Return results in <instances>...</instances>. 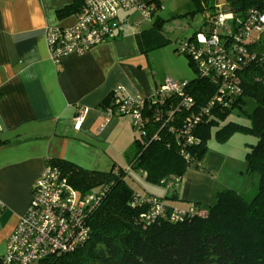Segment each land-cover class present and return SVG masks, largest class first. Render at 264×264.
I'll return each instance as SVG.
<instances>
[{
	"label": "trees",
	"instance_id": "trees-1",
	"mask_svg": "<svg viewBox=\"0 0 264 264\" xmlns=\"http://www.w3.org/2000/svg\"><path fill=\"white\" fill-rule=\"evenodd\" d=\"M147 1L155 6L153 14L162 7V0ZM193 1L197 11L208 14L205 22L211 28L220 11L219 4L223 3ZM224 2L229 4L226 10L235 16H244L252 7L264 10V0ZM81 6L77 7L78 11ZM246 46L248 54L240 56L237 69L242 91L224 96L221 101L215 98L217 84L200 75L190 56L185 54L197 73L191 80H185L194 104L179 107L180 99L175 94L156 97L154 93L144 97V126L134 128L136 136L129 152L132 153L131 168L143 171L147 180L166 186L172 176L183 180L189 167L205 169L202 159L213 134L221 142L237 132L252 134L256 142L250 144L246 160L247 171L260 176L257 195L248 200L237 190L227 188L216 194L213 204L204 206L208 209L207 216L173 221L170 214L175 207L169 206L162 196L135 190L126 179V168H115V163L109 171L92 170L65 159L51 158L48 161L67 175L80 194H102V200L90 217L88 240L38 264H264V32ZM115 96V91L111 92L102 101V108L110 105ZM118 96L126 95L119 93ZM249 100L255 106L248 113V124L227 121L233 109L245 110ZM211 101L214 103L208 111L201 113ZM172 110L174 115L167 121V114ZM192 114H201V119L187 129L186 119ZM188 137L195 141L188 142ZM179 184L169 188L174 191L173 199ZM138 196L163 200L165 213L147 222L149 204L135 203Z\"/></svg>",
	"mask_w": 264,
	"mask_h": 264
},
{
	"label": "crops",
	"instance_id": "crops-1",
	"mask_svg": "<svg viewBox=\"0 0 264 264\" xmlns=\"http://www.w3.org/2000/svg\"><path fill=\"white\" fill-rule=\"evenodd\" d=\"M82 3L0 0V256L32 201L34 182L48 159L107 171L112 157L118 163L110 155L112 144L122 141L128 147L125 141L131 139L132 146L136 132L130 114L113 116L101 130L102 101L118 87L126 96L151 97L165 81L151 78L147 66L149 52L170 41L162 32L168 20L159 12L141 27L137 22L131 25L135 9L122 11L115 39L54 62L46 28L74 24ZM173 77L186 80L187 73ZM82 108L87 111L78 127L76 116ZM225 160V154L208 150L202 159L206 171L189 167L177 186V203L167 204L209 206L219 191L227 187L238 191L233 184L219 181Z\"/></svg>",
	"mask_w": 264,
	"mask_h": 264
},
{
	"label": "built area",
	"instance_id": "built-area-1",
	"mask_svg": "<svg viewBox=\"0 0 264 264\" xmlns=\"http://www.w3.org/2000/svg\"><path fill=\"white\" fill-rule=\"evenodd\" d=\"M220 11L214 25L207 31L199 30L191 37L180 38L176 49L190 56L198 73L209 77L217 84L215 98L238 95L242 88L238 78L240 56L248 54L246 43L264 32V10L250 8L244 16L219 4ZM137 9L146 19H151L155 6L147 0H83L74 24L47 27L45 31L52 60L59 63L64 56L75 53L83 55L93 47L115 39L120 31L122 11ZM187 81L167 77L156 89V97L175 94L179 97V107H191L194 99L187 92ZM121 87L115 90L114 101L103 109L104 121L101 130L113 116L130 114L134 128L142 129L144 117L142 108L144 97H119ZM214 101L201 113L207 112ZM86 108L76 116L79 127L85 119ZM175 110L167 114V121ZM201 114H192L186 121L190 125L199 122ZM188 142L195 138L188 137ZM188 156V155H186ZM182 178L172 176L166 181L168 188L181 183ZM102 194L82 195L69 182L67 175L53 163L47 162L43 172L33 185V198L11 233L6 251L0 256V264H33L53 255H60L84 244L91 231L90 217L99 206ZM135 203H148L146 221L152 222L165 213L166 204L155 196H138ZM204 206L191 205L188 208H174L170 217L181 221L189 216H207Z\"/></svg>",
	"mask_w": 264,
	"mask_h": 264
},
{
	"label": "rangeland",
	"instance_id": "rangeland-1",
	"mask_svg": "<svg viewBox=\"0 0 264 264\" xmlns=\"http://www.w3.org/2000/svg\"><path fill=\"white\" fill-rule=\"evenodd\" d=\"M219 1L220 3H223L224 9H229V4L224 2L226 0ZM158 12L160 16L168 20V22H165L162 32H164L165 38L169 39L170 41L166 40V45L155 48L149 52L150 58L149 61H147L149 74L151 75V78L153 77L159 80L160 78L166 80L167 77H171L175 80H184L173 77L175 74L183 71L187 73L186 80H191L197 76V73L190 65L187 55L180 53L176 49V42L180 38L191 35V33H193L196 29L201 28L203 31H207L209 29V25L206 24L205 18L208 20V14L197 11L193 0H162V7ZM155 14L157 16V13H154L151 18ZM131 17V25L133 26H136L137 22L140 23L141 27H144L149 25V23L152 21V19H146L137 9L133 10ZM254 106V101L249 100L245 106V110H241L239 108L233 109L228 116L227 121L232 120L248 124V113L251 112ZM125 142L131 148V139H128V141ZM254 142H256V137L254 135L237 132L228 140L223 142L218 141L213 134L208 143V150L214 149L225 154L226 156V160L221 167L219 181H227L230 186L233 184L238 188L240 193L244 190V193L241 194L248 200L257 195L260 185L259 174L257 172L247 171L246 153L250 149V144ZM123 144L124 142L122 141H116L114 144H112L114 148L110 149V155L114 156V158L118 160V163H116L118 167L127 169L126 179L130 185L138 192L153 193L164 197L165 201L168 203H177V201L171 196L174 192L173 189H169L167 186L162 184L151 182L150 180L146 179L145 173L143 171L131 168L132 153L129 152V146L127 147ZM114 164L115 162L113 161L112 157L109 167H107L105 170H111L114 167ZM204 168V171H206L205 165ZM246 187L247 191H245Z\"/></svg>",
	"mask_w": 264,
	"mask_h": 264
}]
</instances>
